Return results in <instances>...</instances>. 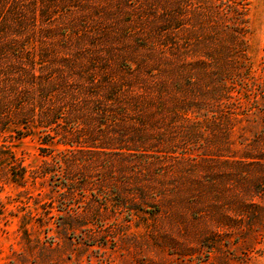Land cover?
<instances>
[{
  "label": "rangeland",
  "instance_id": "rangeland-1",
  "mask_svg": "<svg viewBox=\"0 0 264 264\" xmlns=\"http://www.w3.org/2000/svg\"><path fill=\"white\" fill-rule=\"evenodd\" d=\"M25 1L41 69L144 61L152 86L178 68L181 93L143 149L5 135L0 264H264V0Z\"/></svg>",
  "mask_w": 264,
  "mask_h": 264
},
{
  "label": "trees",
  "instance_id": "trees-1",
  "mask_svg": "<svg viewBox=\"0 0 264 264\" xmlns=\"http://www.w3.org/2000/svg\"><path fill=\"white\" fill-rule=\"evenodd\" d=\"M29 4L25 0H0V140L7 134H18L19 140L35 137L41 145L52 146L50 139H57V144L74 149L80 145L73 141L77 140L75 136L111 134L117 140L132 137L125 143L133 140L136 148H146L153 125L163 120L165 106L177 107L181 93L177 89L179 69L170 72L173 83L159 86H152L140 73L144 61H129L126 65L105 55L68 57L55 72L41 69L30 47L35 11ZM84 65L85 71L80 69ZM220 77V82L214 83L221 90L227 80L223 73ZM156 92L160 96L152 97ZM139 116L144 123L138 120ZM23 130L27 133H21ZM115 140L98 148L116 150L114 146L120 145ZM121 146L117 148L119 152L110 154L127 156L123 150L134 151ZM67 151L74 150L63 152ZM13 163L14 158L10 157V164ZM57 164L65 166L67 162L60 160ZM22 171L17 184L25 178L26 171Z\"/></svg>",
  "mask_w": 264,
  "mask_h": 264
}]
</instances>
